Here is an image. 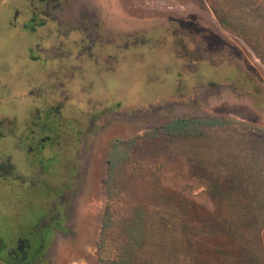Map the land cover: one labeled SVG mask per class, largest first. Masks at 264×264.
I'll return each instance as SVG.
<instances>
[{
    "label": "rangeland",
    "instance_id": "1",
    "mask_svg": "<svg viewBox=\"0 0 264 264\" xmlns=\"http://www.w3.org/2000/svg\"><path fill=\"white\" fill-rule=\"evenodd\" d=\"M0 264H264V0H0Z\"/></svg>",
    "mask_w": 264,
    "mask_h": 264
},
{
    "label": "trees",
    "instance_id": "2",
    "mask_svg": "<svg viewBox=\"0 0 264 264\" xmlns=\"http://www.w3.org/2000/svg\"><path fill=\"white\" fill-rule=\"evenodd\" d=\"M221 121L215 117H178L166 124V128L171 134L188 136L193 129L198 128L200 125H216ZM110 156H112V153ZM103 220L105 221V218Z\"/></svg>",
    "mask_w": 264,
    "mask_h": 264
}]
</instances>
